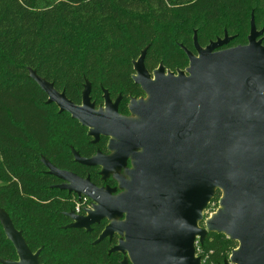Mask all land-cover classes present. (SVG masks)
<instances>
[{
    "label": "water",
    "instance_id": "1",
    "mask_svg": "<svg viewBox=\"0 0 264 264\" xmlns=\"http://www.w3.org/2000/svg\"><path fill=\"white\" fill-rule=\"evenodd\" d=\"M263 34L253 14L246 45L223 49L233 39L225 31L202 47L194 31V52L180 45L188 67L176 73L162 63L150 73L144 49L133 61L132 78L147 98L131 99L134 118L120 116V98L113 103L106 90L104 108L96 110L89 83L78 105L30 70L47 103L87 128L93 143L110 138L111 155L98 152L87 159L73 151L75 162L101 167L104 179L125 172L113 175L122 190L114 196L115 189L98 188L90 178L42 159L47 173L63 182L56 188L95 203L87 217L67 214L74 222L68 227L90 231L109 221L96 243L118 234L119 245L110 252L127 255L131 264H201L196 243L203 244L209 233L237 243L231 263L264 264ZM218 192L220 208L200 227ZM0 222L18 257L0 263L40 264L39 251L30 250L1 208Z\"/></svg>",
    "mask_w": 264,
    "mask_h": 264
},
{
    "label": "trees",
    "instance_id": "2",
    "mask_svg": "<svg viewBox=\"0 0 264 264\" xmlns=\"http://www.w3.org/2000/svg\"><path fill=\"white\" fill-rule=\"evenodd\" d=\"M252 14L264 29V0H0V208L40 264H119L122 256L108 253L107 239L94 244L105 222L92 232L67 228L76 197L55 187L42 159L99 184L98 169L75 162L73 151L90 158L106 141L92 144L85 127L47 103L30 70L78 105L86 83L95 106L103 90L122 96L124 114L130 97L144 95L132 78L144 49L149 71L151 58L177 70L189 63L180 45L194 52V31L202 47L225 31L233 39L223 49L246 45ZM236 247L217 233L200 244L213 264ZM0 260H18L1 222Z\"/></svg>",
    "mask_w": 264,
    "mask_h": 264
},
{
    "label": "flooded vegetation",
    "instance_id": "3",
    "mask_svg": "<svg viewBox=\"0 0 264 264\" xmlns=\"http://www.w3.org/2000/svg\"><path fill=\"white\" fill-rule=\"evenodd\" d=\"M185 69H186V68H185ZM167 70H169V69H167ZM177 70H178V69H177ZM179 70H180V69H179ZM148 71H149V70H148ZM153 71H154V70H153ZM153 71H151V72L149 71V72L152 73ZM170 71H171V70H170ZM174 73H176V71H174ZM142 91H143V90H142ZM143 92H144V91H143ZM118 98H120V101H119V104H118V113H119L120 110H121V108H122V105H123V101H124V100H123V97H122V96H118V97L115 98V99H112V98L110 97V99H111V101H112L113 103H115L116 100H117ZM132 98H135V99H137V100H139V99H145V98H147V95H146L145 92H144V95H143V96H140V97H130V98H129V101H128L127 105H126V110H127L126 113H124V114H120V113H119L120 116H123V117H126V118H134V116H132L131 113H130V111H129V106H130V103H131V99H132ZM102 99H103L102 103L99 104L98 106H95V109H96V110H99L100 108H104V98H103V95H102ZM79 105H80V104H79ZM94 105H95V104H94ZM86 129H87V128H86ZM87 136H88V129H87ZM90 138H91V143H92V144H99V143L102 142V140H105V141H106V142H105V145H104V148H98V149L96 150L95 154H94L92 157L96 156L98 152H100V153H102L103 155H106V156H109V155L112 154V152H110V151L108 150V144H109V141H110V138H109V137L100 136V138H99V140H98L97 143H93L94 139H93L92 137H90ZM92 157H90V158H92ZM87 159H89V158H87ZM80 165H81V164H80ZM82 166H84V165H82ZM85 167H88V166H85ZM127 167H128V168H132V161H130V160L127 161ZM88 168L98 169V172H97V173H98V175H100L101 179L103 180V181H101V183H99V184L95 183L94 181H91L96 187H98V188H111V189H115L116 191L113 193L114 196H116L117 194H119V193L122 192V190H120V189L118 188V186H119V185H118V182L114 179L113 174H110L108 178L104 179V178L102 177V175L100 174V173H101V169H102L101 167H88ZM72 173H73V172H72ZM76 175H77V174H76ZM82 178H83V177H82ZM85 178H90V174H88ZM85 178H84V179H85ZM90 180H91V179H90ZM62 184H63V182L60 181V183H58L57 185H55V187L58 186V185H62ZM63 191H64V190H63ZM67 192H68V191H67ZM68 193H69V192H68ZM69 194H71V195H73L74 197H76V205H75L74 210H71V211L68 212L67 214L72 213V214H74V215H76V216L87 217V216H88V212L93 210V207H94L95 203H94L91 199H89L88 197H86V196H81V197L79 198L77 195H75V194H73V193H69ZM77 207H78V208H77ZM67 214H66V215H67ZM70 220H71V223L67 225V228H69V227H68L69 225H71L72 223H74L73 220H72L71 218H70ZM104 222H105V225H104L102 231H101L100 234L98 235L97 239L94 241V244H95L96 241L99 239L100 235H101V234L104 232V230L106 229L107 225L110 223L109 221L104 220V221H101L99 224H95V225H93V226L91 227V230H90V231H88V230H86V229H77V228H73V229L83 230V231H86V232H92V231L94 230V228H95L97 225H100L101 223H104ZM105 239H107L109 242L112 243V247H111V248L109 249V251H108L109 254H114V253L121 254V253H119V252H113V253L110 252L111 249H112L113 247L119 245V241H120L121 237H120L118 234H115L112 238L107 237V238H105ZM105 239H104V240H105ZM33 253H36V252H33ZM121 256H122V258H121V260L119 261V264H122V262L124 261L125 258H127L128 264H131V262H130L129 258L127 257V255L121 254ZM39 263H40V262H39Z\"/></svg>",
    "mask_w": 264,
    "mask_h": 264
},
{
    "label": "rangeland",
    "instance_id": "4",
    "mask_svg": "<svg viewBox=\"0 0 264 264\" xmlns=\"http://www.w3.org/2000/svg\"><path fill=\"white\" fill-rule=\"evenodd\" d=\"M211 41H215V40L213 39ZM206 45H208V44H206ZM148 65H149L150 71H153V70L157 69L160 64H159V62L157 60H155L154 58H151L149 60ZM187 67H188V63H186L185 66H183V67H181L179 69L185 70V68H187ZM168 69L171 70L172 72H174L176 70V68H172V67L168 68ZM115 174H119V175L125 176L124 170L116 171L113 175H115ZM212 201H211V203L208 205L207 209L203 213V217H204L203 223H204V225H205V221L207 219H209L212 215H214L218 211V209L220 208L219 201H218L217 204L212 203ZM204 225L200 224L199 226L203 227Z\"/></svg>",
    "mask_w": 264,
    "mask_h": 264
},
{
    "label": "built area",
    "instance_id": "5",
    "mask_svg": "<svg viewBox=\"0 0 264 264\" xmlns=\"http://www.w3.org/2000/svg\"><path fill=\"white\" fill-rule=\"evenodd\" d=\"M234 249H237V247L234 248ZM234 249H232V250H234ZM231 251H230V254H229L228 258L226 259V260H228V264H233V263H231L229 261V259L231 257ZM196 257L200 258L201 264H213V263H209L208 262V256L206 254H203V252H202V250L200 248V243L199 242L196 243Z\"/></svg>",
    "mask_w": 264,
    "mask_h": 264
}]
</instances>
